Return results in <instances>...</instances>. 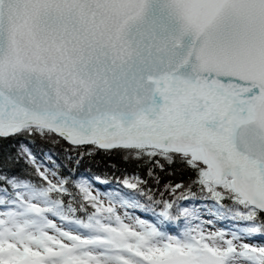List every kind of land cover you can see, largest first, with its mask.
<instances>
[{
	"label": "snow or ice",
	"instance_id": "obj_1",
	"mask_svg": "<svg viewBox=\"0 0 264 264\" xmlns=\"http://www.w3.org/2000/svg\"><path fill=\"white\" fill-rule=\"evenodd\" d=\"M0 264H264V0H0Z\"/></svg>",
	"mask_w": 264,
	"mask_h": 264
},
{
	"label": "trees",
	"instance_id": "obj_2",
	"mask_svg": "<svg viewBox=\"0 0 264 264\" xmlns=\"http://www.w3.org/2000/svg\"><path fill=\"white\" fill-rule=\"evenodd\" d=\"M128 168H129V171L131 172L133 170L134 166L129 165ZM230 224H231V222L225 221V222H223V224H221V227H227V226H230Z\"/></svg>",
	"mask_w": 264,
	"mask_h": 264
}]
</instances>
